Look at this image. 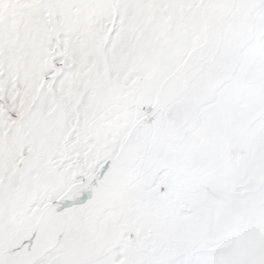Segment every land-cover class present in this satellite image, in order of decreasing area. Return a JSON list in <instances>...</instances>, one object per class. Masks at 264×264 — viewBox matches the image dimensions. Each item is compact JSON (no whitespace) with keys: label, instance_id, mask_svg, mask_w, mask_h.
Instances as JSON below:
<instances>
[{"label":"snow or ice","instance_id":"obj_1","mask_svg":"<svg viewBox=\"0 0 264 264\" xmlns=\"http://www.w3.org/2000/svg\"><path fill=\"white\" fill-rule=\"evenodd\" d=\"M0 264H264V0H0Z\"/></svg>","mask_w":264,"mask_h":264}]
</instances>
